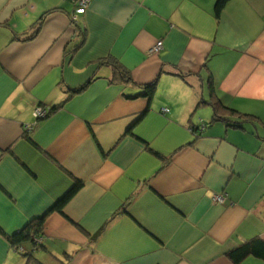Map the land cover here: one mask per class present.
Segmentation results:
<instances>
[{
	"label": "crops",
	"instance_id": "1",
	"mask_svg": "<svg viewBox=\"0 0 264 264\" xmlns=\"http://www.w3.org/2000/svg\"><path fill=\"white\" fill-rule=\"evenodd\" d=\"M217 2L0 0V264H234L264 242V0Z\"/></svg>",
	"mask_w": 264,
	"mask_h": 264
},
{
	"label": "trees",
	"instance_id": "2",
	"mask_svg": "<svg viewBox=\"0 0 264 264\" xmlns=\"http://www.w3.org/2000/svg\"><path fill=\"white\" fill-rule=\"evenodd\" d=\"M230 1L231 0H218L217 5H216V14L218 17H220L222 11L224 10L226 5ZM117 73L122 77L121 80H123L124 82L131 81V77L128 73H125V72L122 73L121 71H118ZM119 75H117L118 76L117 79H119ZM154 93H155V85L145 86V87H142V91L140 93L136 94L137 96L133 98L131 96H134V95H131L130 97H128V99H135L139 97H145V98L151 99ZM62 105L63 103L55 105L53 109L52 108L49 109V115L51 113H54L58 109H60ZM213 105L217 109L218 106L222 105V103L218 101L214 103ZM228 110L233 115L238 114L237 111L235 110H232L229 108ZM217 119L220 120L222 118L219 117L216 112L214 121ZM241 119H242L241 117L237 119L238 121L237 125H240ZM194 131H196V129H194ZM81 186H82L81 184L76 183L74 188L70 190V192L59 202L58 206L56 207V211L63 213V208L73 198V196L79 191ZM44 221L45 219L34 221L32 224L28 226L26 230H24L23 232H20L19 234L14 235L13 237H10L9 241L11 245L15 248L20 249L22 248L21 246L28 244V243H32L37 247V238H38V235L43 230ZM250 256L264 259V242L263 241L261 240L252 241L251 243L245 244L241 246L240 248L229 253V258L234 264H241V262H243L245 259H247Z\"/></svg>",
	"mask_w": 264,
	"mask_h": 264
},
{
	"label": "built area",
	"instance_id": "3",
	"mask_svg": "<svg viewBox=\"0 0 264 264\" xmlns=\"http://www.w3.org/2000/svg\"><path fill=\"white\" fill-rule=\"evenodd\" d=\"M76 2L78 4L79 8L81 9L80 11H83L89 6L91 0H76ZM162 49H163V42H158L157 45L151 50V53L156 54V53L160 52ZM164 112H167V110H164ZM48 114H49V110L42 108V107L37 108L36 112H35V116L37 119L44 118ZM214 201L218 202V203H223L225 201V196L224 195H216L214 197Z\"/></svg>",
	"mask_w": 264,
	"mask_h": 264
}]
</instances>
